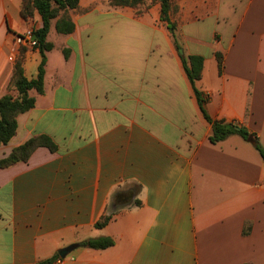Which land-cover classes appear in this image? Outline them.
<instances>
[{
  "label": "crops",
  "instance_id": "obj_1",
  "mask_svg": "<svg viewBox=\"0 0 264 264\" xmlns=\"http://www.w3.org/2000/svg\"><path fill=\"white\" fill-rule=\"evenodd\" d=\"M109 1L79 0L69 35L51 23L43 93L29 92L34 107L0 146V159L38 136L57 148L0 169V264H54L72 244L65 264H264V162L236 134L209 142L194 91L208 118L264 150V0H170L173 33L158 2ZM19 12L20 0H0V98L15 95L20 48L27 79L41 59L15 41L40 18ZM191 56L203 60L194 87ZM97 238L113 245L79 246Z\"/></svg>",
  "mask_w": 264,
  "mask_h": 264
},
{
  "label": "trees",
  "instance_id": "obj_2",
  "mask_svg": "<svg viewBox=\"0 0 264 264\" xmlns=\"http://www.w3.org/2000/svg\"><path fill=\"white\" fill-rule=\"evenodd\" d=\"M145 0H110L109 5L114 8H137ZM160 4V20L165 22L167 29L173 33L175 26L170 22L169 13L173 9L170 0H154ZM79 0H20V17L28 21L37 14L41 21V27L34 31L36 48L40 54V63L37 68V74L33 79H27L24 75L23 54L24 48L19 49V54L13 62V74L8 85V91L15 95L7 94L0 98V146L6 145L14 136L17 124L16 118L34 107L35 98L29 96L30 91H35L37 95L43 93L44 66L46 63V53L51 51L53 45L47 41V35L54 21V29L59 35H69L73 33L75 26L71 21L68 12L77 8ZM68 52L63 50V55L67 57ZM218 65V71L221 73L223 68V58L221 54L215 55ZM183 68L190 84L194 87L195 83L201 78L203 60L201 57L191 56L187 60H182ZM195 95L199 100L202 113L205 119L211 125V134L209 142L215 144L227 136L236 134L243 140L250 141L256 151L260 154L264 162V150L260 146L257 138L236 124L225 123L222 121H213L207 117L204 112V103L206 98L194 88ZM37 148H47L51 152L56 151V145L47 136H38L29 139L23 145L14 149L7 157L0 159V169L10 167L16 163L27 162L31 154ZM137 204V202L135 203ZM110 217H103L97 224L98 229L104 227ZM113 245L110 238H97L83 241L80 247L104 250ZM58 256L55 257V259ZM52 261V260H51ZM40 264H50V262Z\"/></svg>",
  "mask_w": 264,
  "mask_h": 264
},
{
  "label": "built area",
  "instance_id": "obj_3",
  "mask_svg": "<svg viewBox=\"0 0 264 264\" xmlns=\"http://www.w3.org/2000/svg\"><path fill=\"white\" fill-rule=\"evenodd\" d=\"M15 41L18 45L36 48V40L33 30L26 29L23 34L16 37ZM70 260L72 261L73 259L70 258ZM54 264H65V259L58 257L54 260Z\"/></svg>",
  "mask_w": 264,
  "mask_h": 264
},
{
  "label": "water",
  "instance_id": "obj_4",
  "mask_svg": "<svg viewBox=\"0 0 264 264\" xmlns=\"http://www.w3.org/2000/svg\"><path fill=\"white\" fill-rule=\"evenodd\" d=\"M77 248V244H72L67 246L66 248H62L57 251V254L60 258H65L67 255H69L73 250Z\"/></svg>",
  "mask_w": 264,
  "mask_h": 264
},
{
  "label": "rangeland",
  "instance_id": "obj_5",
  "mask_svg": "<svg viewBox=\"0 0 264 264\" xmlns=\"http://www.w3.org/2000/svg\"><path fill=\"white\" fill-rule=\"evenodd\" d=\"M28 30H34V29L30 27V28H28Z\"/></svg>",
  "mask_w": 264,
  "mask_h": 264
}]
</instances>
